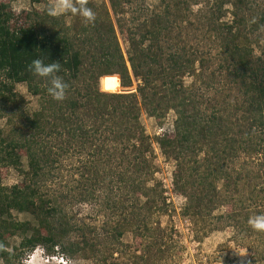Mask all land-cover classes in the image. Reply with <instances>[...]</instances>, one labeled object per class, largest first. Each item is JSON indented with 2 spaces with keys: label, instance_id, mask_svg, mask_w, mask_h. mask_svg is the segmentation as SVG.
<instances>
[{
  "label": "trees",
  "instance_id": "obj_1",
  "mask_svg": "<svg viewBox=\"0 0 264 264\" xmlns=\"http://www.w3.org/2000/svg\"><path fill=\"white\" fill-rule=\"evenodd\" d=\"M8 2L0 0V116L23 100L14 89L17 82L37 96L38 105L19 124L8 116L7 129L0 127V167L21 170V156L26 163L18 182L0 183L1 264H17L36 244L80 257L91 247L83 233L70 237L77 227L84 232L83 226L59 207L58 199L67 195L53 194L45 182L67 149L83 152L82 166L88 169L84 192L73 197L95 196L96 184L104 181L98 186L105 189L102 203L110 212L118 211L110 231L104 232L113 240L126 229L134 239L153 235L148 213L154 196L145 180L154 165L139 113L142 109L158 118L169 108L174 112L172 127L155 141L174 160L172 186L185 197L182 215L195 222L215 205H228L212 217L229 223L251 258L264 261V232L247 223L250 216L264 214V53H253L256 39L239 28L245 23L242 15L236 18V10L247 0L229 1L228 22L219 20L222 1L215 15L204 18L219 49L211 68L202 55L171 35L181 15L171 12L170 4L125 25L122 0H108L114 21L104 5L94 24L80 21L71 31L46 10L17 11ZM113 23L127 44L125 56ZM261 25L264 6L249 24V33ZM35 58L61 63L58 74L70 86L65 100L52 99L46 81L28 71ZM184 74L191 76L187 84ZM120 195L127 197V204L117 199ZM12 210L30 213L34 222L14 217ZM14 234L17 244L6 248V238Z\"/></svg>",
  "mask_w": 264,
  "mask_h": 264
},
{
  "label": "rangeland",
  "instance_id": "obj_2",
  "mask_svg": "<svg viewBox=\"0 0 264 264\" xmlns=\"http://www.w3.org/2000/svg\"><path fill=\"white\" fill-rule=\"evenodd\" d=\"M9 6L13 10L21 9H38L46 10L51 0L36 2L30 0H8ZM222 1L220 16L221 21L228 22L230 16V0H179L177 3L178 9L175 8V0H122L124 13L121 18L125 21V25H129L132 21H138L146 17L151 10L160 11L164 4H170L171 12L181 15V19H177L175 27L171 30V35L176 38L177 42L184 44L189 50L202 55L203 59L208 63V68L214 67L216 57L219 54L216 40L211 37L210 31L206 30L204 18L212 13H217L216 6ZM247 3V5H245ZM242 3V6L236 11V18L241 15L243 22L239 23L241 32L245 31L246 35H250L256 41L252 42L253 53H264V25L258 28H253L250 32L249 24L255 18L259 10L264 6V0H247ZM95 6V13L103 11L106 5L112 21L114 16L109 9L108 0H89V7ZM138 15L136 18L133 19ZM58 24L70 26L72 31L78 26L83 18L73 16L70 13L57 17ZM114 24V23H113ZM63 25V24H62ZM115 27V24H114ZM118 44L125 56L126 42L116 30ZM261 54V53H260ZM263 55V54H262ZM87 65V64H85ZM116 75V73H109ZM118 79V76H117ZM183 83L187 84L191 80V76L183 75ZM100 76L98 77V86L100 87ZM135 80L129 89H133ZM127 87V88H128ZM14 89L22 97L23 100L14 104L13 107L4 111L0 116V127L7 129L8 116L10 122L19 124L23 114H29L36 109L38 105L37 96L31 95L26 90L24 82L14 84ZM208 95H212L211 91H206ZM174 112L172 109H167L160 117L156 118L141 109L139 120L144 128V132L150 142V153L153 161V171L148 175L145 184L149 189V193L153 192L152 203L148 219V226L153 229V235H147L144 238L133 237L131 229H126L122 232L118 240H113L104 230L110 231V225L114 217H118V211L110 212L111 208L105 207L102 203L101 196L105 193V189L98 187L103 184L101 181L94 188L95 196H88L86 200H76V197L83 193L87 182L88 169L84 168L83 162L86 155L83 152H69L68 149L62 152L60 160L52 168L51 179L45 180L50 192L59 196L66 194L64 198L58 199L59 207L66 211L70 221L75 225L83 226L84 232L75 228L70 232L78 237L83 233L87 242L90 243V248L83 252L85 257H80L82 254L61 253L56 248L45 249L43 245L36 244L31 250L24 254L17 264H22V260L31 253L34 249L42 248L44 251L40 255V264H262L264 261H258L251 258L250 250L245 247L244 240L239 241L233 237L232 226L224 222L223 218H214L213 214H223L228 205H215L209 213L204 215L203 219L193 222L188 216L182 215L181 207L185 202V197L182 193L173 189L172 186V171L174 160L161 152L158 147L155 137L156 135L171 129ZM64 145V142H62ZM198 156V155H197ZM21 166L19 170L15 166L0 167V183L10 185L18 182L22 178V170L26 168L25 158H20ZM100 172L98 175L100 176ZM91 181V180H90ZM98 187V188H97ZM218 190L221 189L220 181L216 182ZM161 191L160 196H158ZM73 195H76V197ZM163 196V198H161ZM220 194L218 195V197ZM140 201L144 196H139ZM101 198V199H100ZM117 199L127 204V197L120 195ZM165 199V200H163ZM151 204V203H150ZM127 207V206H126ZM128 208V207H127ZM143 210V209H142ZM12 215L18 219H29L34 222L30 213L26 211H14ZM213 225V226H212ZM80 228V227H79ZM19 236L14 234L6 238V248L17 244ZM246 241V240H245ZM242 250H246L245 255H240ZM58 257H54L55 255ZM135 253V254H134ZM142 254L139 256V254ZM137 255V256H134ZM61 256V258H60ZM1 264V259H0Z\"/></svg>",
  "mask_w": 264,
  "mask_h": 264
},
{
  "label": "clouds",
  "instance_id": "obj_3",
  "mask_svg": "<svg viewBox=\"0 0 264 264\" xmlns=\"http://www.w3.org/2000/svg\"><path fill=\"white\" fill-rule=\"evenodd\" d=\"M88 4L89 0H51L47 7V13L52 17H60L70 13L73 16L82 17L86 25L94 24L96 14L92 8L88 7ZM28 71L46 81V90L52 99L58 102L66 99L70 86L58 74L62 71V65L59 61H52L46 64L42 58H35L28 65ZM247 223L253 230L264 232V214L250 216ZM3 248L4 246L0 244V249ZM43 251L42 248L34 249L22 260V264H40L39 258ZM245 254L246 250H242L240 253V255ZM51 255L58 257L56 253Z\"/></svg>",
  "mask_w": 264,
  "mask_h": 264
}]
</instances>
